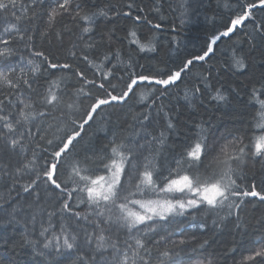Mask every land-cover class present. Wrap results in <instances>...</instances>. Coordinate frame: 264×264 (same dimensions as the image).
Returning a JSON list of instances; mask_svg holds the SVG:
<instances>
[{"label":"snow or ice","instance_id":"obj_1","mask_svg":"<svg viewBox=\"0 0 264 264\" xmlns=\"http://www.w3.org/2000/svg\"><path fill=\"white\" fill-rule=\"evenodd\" d=\"M46 3L47 0H0V156L16 158L15 165L7 162L0 166V184L8 193L7 199L0 196V207L8 200L14 201L7 218L0 223L23 221L26 226L30 220L34 225L38 214H47V226L42 220L39 232L43 239H32V233L26 229L22 244L32 245L40 256L51 257L53 249L57 255L75 251V264H98L97 254L109 249L111 261L103 264H178L175 257L189 245L204 249L209 241L197 243L195 236L184 237L183 233L179 240L161 237L152 241L149 234L171 225L176 217L201 211L206 215L214 213L221 221L233 214L239 220V211L249 202L248 198L264 203V191L258 190L255 182L250 186L241 182L246 161L264 158V74L248 92V104L254 111L246 129L210 142L207 130L197 124L196 133L174 157V166L165 171L160 170L152 154V145L164 144L165 131L158 137L148 132L147 112L133 117L139 124L136 135L144 143L123 138L120 132L126 129H120L114 130L111 138L106 136L105 142L89 141L77 148L86 127L96 121L104 108L127 104L141 85L160 86L163 95L192 66L206 63L215 55L214 46L222 38L231 39L248 24L251 30L246 35L250 39L264 36V18L258 20L254 14V10H264V0H236L235 14L230 15L223 30L210 34L198 54L166 71H152L144 65H139L140 71H130L134 67L131 56L125 65L121 48L114 52L111 49L115 38L135 45L139 52L156 51L154 38L148 36L142 42L137 28L149 25L151 29H160L161 24H153L148 15H142L144 9L138 8L135 0L96 11H85L75 0H52L46 12L35 10ZM159 3L156 0L154 5L157 12ZM225 7L231 5L226 3ZM98 16L123 17L131 21V26L122 37H115V29H111L107 36L102 34L96 39L92 33ZM65 36L69 40L63 61L51 50L37 48L38 38L49 44L54 38L63 48ZM17 44L23 45L29 56L12 63ZM105 45L109 51L102 58L95 55ZM81 64L95 71L89 76ZM230 67L236 70L247 67L245 58L235 49ZM120 68L123 72L117 75ZM57 72L61 75H56ZM49 76L55 78L48 79ZM41 77L43 84L37 82ZM209 79L210 76L201 78L206 88L211 87ZM213 99L227 98L217 89ZM146 100L147 96L141 93L139 101ZM153 106L154 101L147 105ZM101 129L107 130L106 123L101 124ZM166 129H175L171 119L167 120ZM33 143L35 148L28 157L26 150ZM146 147L149 152L143 155ZM36 149L48 154L43 166L38 163ZM42 192L45 203L51 201L47 208L40 204ZM81 205H86L84 211L80 210ZM20 209L27 212L18 219ZM225 209L226 216H220ZM56 217L60 219L58 232L53 225ZM196 218L192 216L193 220ZM213 224L217 228L221 226L216 220ZM192 227L203 232L208 226L200 223ZM121 235L125 237L123 240ZM256 244L241 253L238 260L235 248L229 249L227 255L233 256V264H264V236ZM200 264H217V261L208 258Z\"/></svg>","mask_w":264,"mask_h":264},{"label":"trees","instance_id":"obj_2","mask_svg":"<svg viewBox=\"0 0 264 264\" xmlns=\"http://www.w3.org/2000/svg\"><path fill=\"white\" fill-rule=\"evenodd\" d=\"M80 3L85 11H96L109 5H126L129 0H75ZM52 0H47L43 8L37 7L35 10L46 12L50 7ZM231 7H225V4ZM138 8H143L142 15H148L153 24H161L160 29H151L149 25H140L137 28L138 35L142 42L148 37L154 38L156 47L155 52H139L135 45H129L126 41L119 42L113 39L111 49L114 52L116 48H121V58L125 65L129 63V56L134 62V67L130 71H140L139 65L145 68L156 70H167L179 67L182 62L190 58L191 55L198 54L206 46L207 38L216 31L223 30V25L229 20L230 15H234L233 9L236 0H160L159 12L154 10L156 0H135ZM124 10H127L124 8ZM256 18H264V10H254ZM111 15V14H110ZM39 22V21H37ZM82 26L83 22H81ZM42 26V25H41ZM131 26V21L123 17H112L111 19L98 16L95 18L93 27V37L98 39L100 35L107 36L111 29H115V37L125 35L127 29ZM251 30V24L247 27H241L240 30L231 37L222 38L215 47V55H212L207 62H198L191 67V71L182 75V79L177 81L174 86L168 87L167 91L161 95L163 89L160 86L141 85L137 89V95L130 99L122 107H106L97 116L96 121L90 127H86L83 133V140L77 145L79 149L82 144L89 141L93 143L105 142V137L111 138L114 130L126 129L120 132L125 139L138 140L140 143L145 141L136 135L139 124L133 119L134 115L149 113L150 120L145 122L147 130L154 136H159L161 131H165L166 140L163 145L157 143L152 145L153 155L156 157L161 171H165L169 166H174V157L178 156L183 145L196 133L197 124H201L206 130L209 141L218 139L228 133L239 134L240 131L248 127L250 115L254 111L248 104V92L252 84L257 82L264 74V36L257 35L254 40L250 39L246 33ZM78 31V29H77ZM69 37H64V47L53 38L52 43L41 42L39 38L36 41L37 48L51 50L59 55L63 61L65 49L68 45ZM17 51L12 63H16L20 57L28 58L29 53L25 51L24 46L17 44ZM238 55L245 58L247 67L236 70L230 67L233 50ZM107 45L95 52V55L103 57L108 52ZM38 62V61H37ZM99 63V61H97ZM115 63V61H113ZM81 69L86 71L89 76L95 71L85 64L80 65ZM123 72V68L117 75ZM56 75H61L57 72ZM39 77L40 74H37ZM202 76H210L208 83L210 88H206L201 82ZM49 76L48 79H54ZM44 83L41 77L37 81ZM258 86V85H257ZM195 88H200V92H194ZM154 89H160L154 91ZM227 98L225 101L213 99L216 90ZM235 89V91H233ZM143 93L147 100L143 103L139 101V95ZM156 97H159L156 99ZM154 106L148 108L147 105ZM87 103V101H85ZM162 109V110H161ZM167 113V117L165 116ZM171 119L175 124V129L167 130V120ZM106 123L107 130L101 129V124ZM141 135H143L141 133ZM39 140V137L36 138ZM35 143L31 144L27 150V156L31 157ZM38 153V163L43 166L48 154L41 149H36ZM149 149L143 150V155H147ZM143 157L141 156V159ZM16 163L15 157L0 156V166L3 163ZM166 174V172H165ZM244 179L242 183L249 186L255 182L258 190L264 191V158L251 159L246 161L242 169ZM71 186V185H69ZM13 192L12 196L15 197ZM26 196L27 194H22ZM0 196L7 199V188L0 184ZM30 199V198H29ZM54 200L55 197H52ZM239 211V220L236 215L226 216L227 209L220 213V216H226L222 221L216 214L206 215L203 211L200 213H190L186 216L176 217L174 222L163 229H158L156 234H149L152 241L161 237H168L170 240H179L181 233L184 237L195 236L196 242L200 243L207 239L209 244L204 249H199L196 244H191L175 257L178 264H200L208 258H214L217 264H233V256L227 255L231 248L236 249L235 259H239L241 253L246 249L258 246V241L264 236V203L254 198H248ZM45 203L44 193H41L40 204L42 207H49ZM75 202V201H74ZM13 200H8L7 204L0 207V220L7 218V212L11 211ZM86 205H81L80 210L84 211ZM26 209H20L17 218L26 215ZM30 215V214H29ZM196 215V220L192 216ZM42 220L44 226H47V214L37 215L35 224L29 220L27 225L0 223V264H75L77 253L74 251L70 255L61 253L57 255L53 250L51 257L37 255L32 245L22 244V235L27 229L32 233V239H40ZM216 220L221 226L217 228L213 221ZM59 217L54 218L53 225L55 231H59ZM207 224V230L201 232L198 227H192L193 224ZM239 224V228L237 225ZM48 235H51L49 233ZM125 237L121 235V240ZM112 251L109 249L97 254L98 264L105 261H111Z\"/></svg>","mask_w":264,"mask_h":264}]
</instances>
